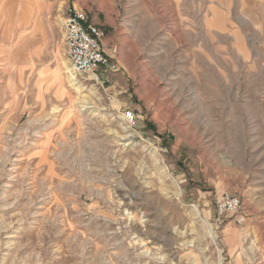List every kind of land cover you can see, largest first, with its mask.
Returning a JSON list of instances; mask_svg holds the SVG:
<instances>
[{
	"label": "rangeland",
	"instance_id": "374dc122",
	"mask_svg": "<svg viewBox=\"0 0 264 264\" xmlns=\"http://www.w3.org/2000/svg\"><path fill=\"white\" fill-rule=\"evenodd\" d=\"M69 6L111 62L84 113ZM0 264H264V0H0Z\"/></svg>",
	"mask_w": 264,
	"mask_h": 264
},
{
	"label": "built area",
	"instance_id": "2783aa9c",
	"mask_svg": "<svg viewBox=\"0 0 264 264\" xmlns=\"http://www.w3.org/2000/svg\"><path fill=\"white\" fill-rule=\"evenodd\" d=\"M63 30L66 53L74 71L95 76L99 81L100 72L111 64L103 45V30L90 20L87 12L75 6L67 8ZM126 118L131 123L135 121L131 112ZM216 211L220 218H231L241 227L246 224L242 200L235 194L222 193Z\"/></svg>",
	"mask_w": 264,
	"mask_h": 264
},
{
	"label": "bare ground",
	"instance_id": "6f19581e",
	"mask_svg": "<svg viewBox=\"0 0 264 264\" xmlns=\"http://www.w3.org/2000/svg\"><path fill=\"white\" fill-rule=\"evenodd\" d=\"M62 74H60V78L62 80V84L64 85V82L67 80L69 82V87L70 91L72 92H76L78 94V98H74L72 96V94L70 92L67 91V87H63L62 89L66 90L69 96V99H71V104L72 106H74L75 108H78V111L80 113H84L85 108H87V105H89L90 103L89 101V96L87 94L83 93L84 88V83H83V78L79 77V75L74 71L73 67L68 66L66 63H62L61 67L59 69ZM84 80H94L92 77H89L87 79ZM97 80V79H96ZM79 104H82L81 106H79ZM78 106V107H76ZM125 120L126 118V114L124 115ZM131 136H133L131 134ZM135 203V202H134ZM133 203V204H134Z\"/></svg>",
	"mask_w": 264,
	"mask_h": 264
}]
</instances>
